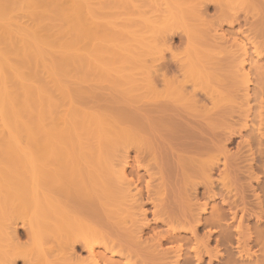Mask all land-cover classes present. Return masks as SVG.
I'll return each mask as SVG.
<instances>
[{
  "label": "bare ground",
  "instance_id": "bare-ground-1",
  "mask_svg": "<svg viewBox=\"0 0 264 264\" xmlns=\"http://www.w3.org/2000/svg\"><path fill=\"white\" fill-rule=\"evenodd\" d=\"M180 1L182 4L195 1L197 7L192 3L194 8L190 9L188 5L187 14L191 17H187L193 21L203 20L205 0ZM165 2L166 0H0V264H15L17 259L23 260V264H264V177L259 178L260 181L257 178L256 187L250 185L249 190L244 187L251 190V193L246 190L251 195L245 194L244 190L240 192L243 185L235 183L238 182L237 173L240 171L236 166H240L237 165L236 158V161L233 160L236 156L232 155L233 158L230 159L231 155H227L226 150L225 142H230L231 138L228 132L221 138L224 140L225 137L228 141H218L220 144L225 143L219 148L220 153H217H222L219 155L222 158L214 153L210 156L208 147H212L213 144L210 143L213 142L205 146L210 153H207L209 157L203 163L206 176L211 178L216 174L218 181L221 180L219 187H227L221 188L219 193L213 191L214 194H211V189L214 190L211 182V187L203 188L201 198L207 197L212 200L211 203L205 198L206 202L201 204L195 193L196 189H193L194 193L188 189L186 192L184 186L186 194L181 193L183 186L171 181L167 177L169 174L165 172L168 165H164L163 159L168 154H164L171 147L177 154L175 144L179 140L177 138L173 142L174 128L171 124H165L169 129H163L161 135L168 131L172 138L167 137L169 134L166 132L162 135V139H166L160 140L159 133L155 135L153 132L154 127L159 124L157 121L161 117L165 120L167 116H161L164 114V104L167 102L165 105L169 106L168 103H173L172 101L176 104L187 103L188 106L200 104L201 98L198 99L194 91L204 83V89L201 90L209 97L210 102H218L219 97L218 91L211 90L207 84L210 81L208 75L215 69L209 66H212L216 54H212L213 60L211 56L208 57L209 51L203 50L204 48L203 56L201 48H197L198 51L187 49L179 60L176 68L182 74L181 81H168V71L160 68V74L155 69L153 59L160 52L157 47L164 48L167 44L163 35L160 36L155 30H161V27L167 29L170 25L172 27L174 22L172 13L168 12V1L166 4ZM206 34V37H210ZM191 35L187 36L188 40L196 37ZM201 35L202 40H208L202 38L204 34ZM239 36L231 42L230 52H227L231 53L230 60L234 64L231 73L236 79L232 80L245 86L242 90L237 89L235 96L243 98L244 102L250 91L248 85L251 75L249 76L248 69L251 65L248 62L250 58L252 61L256 59L262 67L264 41L256 42L261 38L258 35V39L252 37L253 41L246 35ZM143 55L151 58L154 56L152 60L149 59V63L140 57ZM207 57L211 64L206 66L210 71H206L210 73L204 71L203 66L209 61ZM200 58H205L204 64ZM214 66L217 64H213ZM108 77L112 88L126 92L127 96L137 93L133 96L145 100L143 102L150 105L148 108L158 110L164 106L160 113L156 110V115L150 109L154 112L153 117L160 115L158 120L157 117L156 120L153 118L155 122L151 118L152 113L148 114V119L151 118L149 120L154 122V126L150 125L153 122L148 123L147 119H142L147 117V112L142 113L143 115L136 114L141 115L139 117L145 122L144 126L148 125L147 129L149 125L151 129L153 127V131L148 129L153 138L146 131V126L144 130L145 133L148 132L144 134L145 137L148 134L151 137L147 140V143L151 141V144L148 143L150 146L146 145L148 149L140 147L144 139L143 131L140 132L143 139H139V142L134 133L135 125L134 129L131 125L138 117L129 115L131 119L127 116V121V118L121 117L123 114L119 116L101 109L104 97H95L87 89L86 86L91 81H102L105 78L109 80ZM157 84L162 85V92L157 91ZM187 84L192 86L193 93L192 90L187 91ZM258 90L255 87L257 93L253 96L262 97ZM252 91L254 92V88ZM255 97V100H261ZM261 104L264 105L260 102L259 105ZM254 109L256 111L257 108ZM263 114L260 110L259 127H251V135L249 134V138L253 137L254 141L256 139L258 147H264ZM167 118L168 116L166 120ZM141 119L134 122L139 120L137 124H142ZM169 121L171 123L170 119ZM163 126L162 123V127L156 129L161 130ZM178 132L182 133L176 131ZM20 137H23L25 144H22ZM156 140L163 141L164 144L167 140L168 145L171 142L175 147L170 144L171 147L168 146L163 154ZM137 144L139 152L142 153L145 148V155L148 156L149 150L153 156L151 164L147 163V166H142L144 168H141L140 161L134 160L135 164L132 163L134 158L130 157L128 148L134 145L135 149ZM193 144L195 147L204 146V142ZM163 148H167L166 144ZM132 149L131 152L134 151ZM185 149L187 152V147ZM208 150L201 152L206 154ZM178 152H181L180 149ZM196 152L200 153L199 150ZM250 158L249 161L246 160L247 164H254V157ZM247 166L248 169L246 165L243 168L251 172L255 169V164ZM207 177L204 178L205 181L209 179ZM225 190L228 195L224 193ZM192 201L194 203L191 204ZM146 206L149 208H145ZM22 230L31 248L20 246L19 236ZM212 243L216 245L214 248H211ZM78 247L85 254L84 257L77 254Z\"/></svg>",
  "mask_w": 264,
  "mask_h": 264
},
{
  "label": "rangeland",
  "instance_id": "rangeland-1",
  "mask_svg": "<svg viewBox=\"0 0 264 264\" xmlns=\"http://www.w3.org/2000/svg\"><path fill=\"white\" fill-rule=\"evenodd\" d=\"M168 1V2H167ZM254 1V2H253ZM255 1H257V2H255ZM166 2H167V5H168V8H167V6H165L167 9H168V12L171 14V16H172V18H173V20H174V22L172 23V27H170L169 26V28H167V29H162V27H161V30H160V28H156V30L155 31H157V33L160 35V36H162L163 35V37L165 38V41H166V45H164L165 47L163 48H160V47H157V48H159L160 49V52L162 51V53H158V55L157 56H154V59H153V56H152V58L151 57H149L148 55H146V56H148V57H144V55L143 56H140V57H142V58H144L143 60L145 61V59L146 60H148V62H149V59H153V60H155V62H154V64L156 65V70L158 71V72H160L161 70H160V68H162L163 70L162 71H168L169 73H168V76H167V79H168V81H172L173 80V82H177V80L178 81H181L182 80V74H181V72L179 73V71L180 70H178L177 68H176V66H178V64L180 63L179 62V60L180 59H182L183 58V56L186 54V52H187V49L189 50L190 49V51H198L197 50V48L200 50V48H201V50L200 51H202V49L203 50H207V52L209 53H207V55H208V57H210L211 56V58H213V60H214V57H213V55L212 54H216V55H214L215 56V60H216V62H215V60H214V62H213V64H217V66H214L213 67V64H212V66L210 65L211 63H209L210 62V59L208 58L207 59V61L208 62H206V64L205 65H203V66H205L204 67V71H206V70H209L210 71V68H215V69H213L214 71H212V74H210V75H208V78H209V76H210V78L208 79V78H206V79H208V80H210L207 84L209 85V87H210V89L211 90H216V91H218L217 93H219V97L217 98L218 100V102H216V103H212V101L210 102V99H209V97L207 98L206 97V95L204 94V91H203V93H202V90L204 89V85H205V83L204 84H202V86H200V87H198L197 88V94H196V91H194V94L197 96V98L198 99H200V104L198 103V105H194V106H188V105H186L185 103H175L174 101H172L173 103H171V102H169L168 103V105L169 106H167V105H165L164 104V106H165V108H164V106H163V110H162V113H164V114H161V116L163 115V116H168V118H167V120H166V117H165V120H164V118H160V120H158L159 118L158 117H160V115H158V116H156L157 117V120L158 121H161V122H158L157 121V123H159V124H157V123H155V125L157 124L158 126H155L154 128H155V131H153L152 129H153V127H152V129L150 128V125H153L154 126V122L153 121H155L156 120V117H153L154 115H156V114H158L157 113V111H159V113H160V109H162V106H161V108L159 107L158 108V110L155 108V110L153 109L154 107H152V109H153V111L154 112H156L154 115H153V113H152V111H150V109L151 108H148V106H150L149 104L147 105V104H145V102H143V101H145V100H140L138 97V99L136 98V97H134L133 95H137V93H134V94H130V96L128 95H126V92L124 93V92H119L118 90H116L115 89V87L114 88H112L113 86L111 85V79H110V77H108L109 78V80L107 79V78H105V79H103L102 81L100 80H98V81H96V80H93V81H91V83L89 84V85H87L86 87H87V89H89L90 91L89 92H91V93H94V95H95V97H100V96H103L104 97V101H102V102H104L103 103V105L101 104V109H103V110H106V111H108V112H111V113H113V114H118L119 116H120V114L122 115L121 117H123V118H127V116H129V115H132V117H138L139 119H141V117H139V116H141V115H143L142 113H144V112H147V115H145V116H147V117H143L142 119H147L148 120V123H149V121H151V120H149V119H151L152 118V120L153 121H151V122H153V123H151L150 125H149V128L153 131V132H155V135H157V133H159V136L161 137V138H159L160 140H163L162 139V135L163 134H165L166 132H168V131H166L165 132V130L166 129H169V128H166V126H167V124H171L170 126H173V130H174V133H173V131L170 129V131H171V133H173L174 134V136H173V138H174V140H173V142H175V139H176V141H177V138H178V140L179 141H177L176 142V144H175V146H177V154L175 153V151H173V150H175V149H173L171 146H170V144L172 145V146H174L171 142L169 143V141H171V140H169L168 141V143H169V145L167 144V140H166V146H167V148H163L164 147V143H163V141H161V142H159V141H157L156 140V143H158V148H160V150L162 151V153L164 154V152H166V150L165 149H168L169 147L168 146H170L171 148H172V151L170 152V149L171 148H169L167 151H168V153H165L164 155L166 156V154H168L167 155V158H165V159H163L164 160V165H168L165 169V172H167L169 175H171L170 177H169V175L166 173V175H168L167 177L170 179L171 178V181H173L175 184L176 183H178V185H182L183 187H182V189H181V187H180V189L183 191L185 188H186V192H187V189H188V191L189 192H191L192 193V191H193V193L195 192L193 189H196V192L195 193H197L198 194V199H199V201H200V203L202 204V202L204 201V202H212V200H210V199H207V197H202L201 198V196H202V194H203V188H205L206 186L208 187H213L214 188V190L213 189H211L212 190V193L211 194H214V193H219L220 192V190H221V188L223 189V188H226L227 189V187H219V183L221 182V180H220V182L218 181V177H217V175L215 174V175H213V177L211 176V178H209V177H207L206 176V173L204 172L206 169H203V168H205L204 166H203V163H204V161L205 160H207V158L209 157V155H207V153H209V150H210V152H211V154H210V156H212L213 155V153H214V155L216 156V155H221V154H217L218 152L220 153V147H221V145H223V144H225V143H227L226 145V150L228 151L227 152V155L228 154H230L231 156L232 155H234V156H236V157H234L233 158V156L231 157L230 155V159L231 158H233V160L234 161H236L235 160V158L237 159V165H239L240 167L238 168V166H236L237 167V169H240V171H238V177H237V179L238 180H236V181H238V182H235L236 183V185H240V186H242L243 187V189L240 191V192H242L243 190V192H245V194H247V195H251L250 193V191H248L249 189H251V188H249V186L250 185H254V187H256L255 186V184H256V181H257V178L259 179H261L262 177H264V174H262V173H264V161H263V159H264V156H263V154H264V152H263V150H264V147H262V146H260V147H258L257 146V141H256V139H255V141H254V139H252L253 137H250L249 138V134L251 135V133H250V128L251 127H255V128H257V127H259V120H260V116H258V114L260 113V110H261V112H262V114L264 113V105L263 104H261V105H263V106H261V105H259V103L260 102H262V103H264L263 101H264V85H263V83H264V67H263V63H262V67H261V63H258V62H256L257 60L255 59V61H252V58H250L251 60V62H253V64H251V62L249 61L248 63H250V65H251V67H249V72H250V74H249V78H250V83H249V85H248V87H250V88H248V93L251 95H247L246 96V98H245V100H244V102L245 101H248V102H250V104L247 102V104L246 103H244L242 100H243V98L241 99V98H239V97H237V96H235L237 93H238V90H242L243 88H245V86L243 85V84H240L239 82L238 83H236V81L235 80H232V79H236L235 78V75L234 74H232L233 72V70H232V67H233V60H230V58H231V53H229L230 51V46L232 45V41L234 40V39H237V37L239 36V37H242V36H244L245 37V35H246V37H248V38H257L258 39V37H257V35L259 36V37H261V38H259L258 40H255L256 42H258L259 40H262V41H264V2H263V0H217V1H215V0H210V1H208V0H205V2L203 3V5L206 7H204L203 8V16H202V18H203V20L202 21H196V20H198V19H195L194 21H193V19L192 18H189V17H191L190 16V14L188 15L187 13H189V9H187L188 8V5H189V8L191 9V8H194V6H196L197 5V3L194 1V3L191 1V2H188V4H182V2L180 1V0H166ZM166 2H165V4H166ZM252 2V3H251ZM178 3H181V4H178ZM186 3V2H185ZM192 3L194 4V6L192 5ZM251 3V4H250ZM250 4V5H249ZM254 4V5H253ZM173 5V6H172ZM180 5V6H179ZM256 5V6H255ZM179 6V7H178ZM193 6V7H192ZM197 7V6H196ZM199 7V6H198ZM183 8V9H182ZM178 11V12H176V11ZM205 10V11H204ZM174 11V12H173ZM180 12H182V13H180ZM176 13H178V14H176ZM180 13V14H179ZM176 15H178V16H176ZM185 15H186V17H185ZM176 16V17H175ZM187 16H189V17H187ZM178 17V18H177ZM185 17V18H184ZM189 18V19H188ZM201 18V19H202ZM206 20H205V19ZM172 20V21H173ZM198 22V23H196V22ZM205 21V22H204ZM253 21H255V22H253ZM176 22V23H175ZM194 23V24H193ZM205 25H204V24ZM207 23V24H206ZM192 24V25H191ZM251 24H253V26L251 25ZM174 25V26H173ZM251 25V26H250ZM193 26H195V27H193ZM254 26H255V28H254ZM258 26V27H257ZM192 27V28H191ZM202 30H201V29ZM258 28V29H257ZM172 29V30H171ZM199 29V30H198ZM250 29V30H249ZM253 29H254V31H253ZM257 29V30H256ZM171 30V31H170ZM184 31V32H183ZM210 31H211V33H210ZM249 31V32H248ZM257 31V32H256ZM161 32H162V34H161ZM186 32V33H185ZM215 32H217V35L215 34ZM237 32H239V33H237ZM252 32V33H251ZM255 32V34L253 35V33ZM157 33H156V35H157ZM189 33H191V34H193V35H191V36H196L194 39L191 37V39L193 40H191V42H190V40H188V38H187V36L189 37L190 35H188ZM207 33V34H206ZM250 33H251V35H250ZM202 34V35H201ZM203 34H204V37H202L203 39L204 38H207L208 40H202L201 39V37H200V35L201 36H203ZM205 34L206 35H210V37H206L205 36ZM219 34V35H218ZM236 34V35H235ZM244 34V35H243ZM158 35V36H159ZM199 37H198V36ZM214 35V36H213ZM221 35V36H220ZM248 35H250V37L248 36ZM215 36L217 37V39H215ZM224 36V37H223ZM234 36H236V38L234 37ZM214 37V38H213ZM219 37V38H218ZM221 37V38H220ZM198 38H200V39H198ZM210 38V39H209ZM223 38V39H222ZM232 40H231V39ZM251 39L250 41H253L254 39ZM255 38V39H256ZM187 41H189V42H187ZM195 41V42H194ZM213 41V42H212ZM262 41H259V42H262ZM193 42V43H192ZM211 42V43H210ZM189 43V44H188ZM224 43V44H223ZM228 43V44H227ZM222 46H221V45ZM231 44V45H230ZM189 47V48H188ZM194 47V48H193ZM228 47V48H227ZM146 48V47H145ZM144 48V49H145ZM193 49V50H192ZM196 49V50H195ZM147 50V49H146ZM205 50V51H206ZM232 50V49H231ZM199 51V52H200ZM212 51V52H211ZM227 51H229V52H227ZM201 53V52H200ZM205 53V52H204ZM228 53V54H227ZM206 54V53H205ZM150 55H152V54H150ZM161 55V56H160ZM202 56H203V51H202ZM206 56V55H205ZM159 57V58H158ZM263 57H264V55H263ZM203 58V57H202ZM201 59V58H200ZM254 59V58H253ZM140 60H142L141 58H140ZM143 60H142V62H143ZM202 60V59H201ZM213 60H211V62L213 61ZM203 61V63L202 64H204V61H206L205 60V58H204V60H202ZM231 61V62H230ZM256 62V63H255ZM150 63V62H149ZM159 64H160V66H159ZM254 64L256 65V66H254ZM209 66V67H206V66ZM217 67V68H216ZM231 67V68H230ZM253 67H255V69L257 70V72H256V70L253 68ZM176 68V69H175ZM205 68H209V69H205ZM253 68V69H252ZM259 68V69H258ZM251 69H252V71H251ZM263 69V70H262ZM177 70V71H176ZM229 70H231L230 72H229ZM248 70H247V72H248ZM262 70V71H261ZM209 71H206V72H209ZM255 71V72H254ZM178 72V73H177ZM232 72V73H231ZM210 73V72H209ZM208 73V74H209ZM231 73V74H230ZM263 73V74H262ZM156 74H158V73H155V75ZM160 74H161V72H160ZM180 74V75H179ZM154 75V74H153ZM233 75V76H232ZM261 77H260V76ZM258 76H259V78H258ZM111 78H112V76H111ZM174 78V79H173ZM158 79V78H157ZM166 79V80H167ZM176 79V80H175ZM259 79V80H258ZM175 80V81H174ZM212 80V81H211ZM252 80H257V82H253ZM253 83H252V82ZM100 82V83H99ZM103 82V83H102ZM235 82V83H234ZM96 83V84H95ZM161 83V82H160ZM160 83H158V84H160ZM257 83V84H256ZM261 85H260V84ZM93 84V85H92ZM99 84V85H98ZM158 84H157V86H158ZM238 84V86H236V85ZM239 84H240V86H239ZM256 84V85H255ZM260 86H259V85ZM190 84H187V91H191L192 89H191V87L189 86ZM243 85V87L241 88V86ZM90 86H92V87H90ZM97 86H99V87H97ZM106 86V87H105ZM162 86V85H161ZM161 86H158V89H157V91H161L162 92V90H163V87H161ZM164 86V85H163ZM90 87V88H89ZM100 87H102V88H100ZM108 87V88H107ZM227 87V88H226ZM237 87V88H236ZM240 89H239V88ZM255 87H256V89L258 90V92L261 94V96L262 97H259V95H256V96H258L261 100H259V99H256L257 100V102H256V100L254 99V97L255 96H253V95H255L257 92L255 91ZM259 87V88H258ZM91 88H92V90L93 91H91ZM110 88V89H109ZM157 88V87H156ZM253 88H254V92L252 91L253 90ZM112 89V90H111ZM166 89V88H165ZM201 91H200V90ZM235 89V90H234ZM238 89V90H237ZM263 89V90H262ZM228 90V91H227ZM237 90V91H236ZM252 91V92H251ZM261 91V92H260ZM128 92V91H127ZM163 92H165V91H163ZM229 92V93H228ZM232 92V93H231ZM235 92V93H234ZM251 92V93H250ZM256 92V93H255ZM190 93V92H189ZM192 93H193V90H192ZM255 93V94H254ZM221 94V95H220ZM229 94V95H228ZM234 95V97H233V95ZM93 95V96H94ZM164 95V94H163ZM132 96V97H131ZM203 96V97H202ZM221 96H223V97H221ZM225 96H227V98H224ZM239 96V95H238ZM131 97V98H130ZM133 97H134V99H133ZM165 97V96H164ZM215 97H217V94H216V96ZM258 97H255V98H258ZM166 99H167V97H165ZM196 98V97H195ZM220 98V99H219ZM224 98V99H223ZM251 98V99H250ZM100 99V98H99ZM198 99H196V100H198ZM203 99V100H202ZM225 99H226V101H225ZM238 99V100H237ZM240 99V100H239ZM101 100H103L102 98H101ZM234 100V101H233ZM209 101V102H208ZM222 101V102H221ZM260 101V102H259ZM226 102V103H225ZM236 102V103H235ZM171 103V104H170ZM237 103H239V104H237ZM242 103V104H241ZM243 103H244V105H243ZM100 104V103H99ZM181 104V105H180ZM216 104V105H215ZM256 104V105H255ZM215 105V106H214ZM220 105H222V106H220ZM239 105H242V106H239ZM245 105H247V106H245ZM218 106V107H217ZM231 106V107H230ZM244 106H245V108H244ZM236 109H234V108ZM246 107H247V109H248V112H247V109H246ZM250 107H251V109H250ZM257 108L256 109V111H255V109L254 108ZM258 107H262L261 109L259 108L258 109ZM232 108V109H231ZM244 108V109H243ZM151 109V110H152ZM219 109V110H218ZM250 109V110H249ZM157 110V111H156ZM148 111H150V112H148ZM218 111V112H217ZM245 111L248 113V115H246L247 113H245ZM241 112V113H240ZM250 112V113H249ZM259 112V113H258ZM151 113H152V115H151ZM243 113V114H242ZM245 113V114H244ZM124 114H125V116H124ZM136 114H141V115H139V116H136ZM148 114H150L152 117L151 118H149L148 119V116L150 117V115H148ZM135 115V116H134ZM252 115V116H251ZM248 117V119L247 118H244V117ZM263 117H264V114L262 115ZM130 117V116H129ZM243 117V118H242ZM255 117H257L258 119H256ZM263 117H261V118H263ZM134 118H132V119H134ZM137 118V119H138ZM153 118H155V120L153 119ZM172 118V119H171ZM253 118V119H252ZM130 119H131V117H130ZM136 118H135V120H133L132 121V123H131V125H133L132 127H133V129H134V125H135V129L136 130H134V133L138 136V141H139V139L140 140H142L143 138L144 139H146V141L143 139L142 141H141V145L142 146H140V147H145V148H147L148 149V147L146 146V145H149V144H151L150 142L151 141H149L148 143H147V140H150V139H148V137L149 138H151L153 135H151V133H150V130H148L147 129V127H148V125H145L146 126V129H145V126H144V124H145V122H143V120L141 121V123L142 124H137L138 122H139V120H138V122L137 123H135L134 121H136L137 120ZM169 119L171 120V123H170V121H169ZM244 119H246V120H244ZM256 119V120H255ZM126 120V119H125ZM163 120V121H162ZM172 120L174 121L173 123H172ZM127 121H128V118H127ZM165 121V122H164ZM168 121H169V123H168ZM246 121V122H245ZM249 121H250V123H249ZM156 122V121H155ZM247 122H248V124H247ZM129 123H130V121L128 122V125H129ZM134 123V124H133ZM162 123H163V128L161 129V130H158V128L156 129V127H159V125H160V127L159 128H161L162 127ZM165 124H166V126H165ZM173 124V125H172ZM240 124H242L241 126H240ZM253 124V125H252ZM130 125V126H131ZM226 125V126H225ZM244 125L247 127H245L244 128ZM221 126H223V127H221ZM226 129H225V128ZM230 127V128H229ZM131 128V127H130ZM228 128V129H227ZM163 129H165L164 130V132L165 133H163L162 135H161V132H163ZM178 129V130H177ZM240 129V130H239ZM242 129V130H241ZM249 129V130H248ZM141 130L143 131L142 133H140L141 132ZM144 130H146V131H149V134L151 135V137L149 136V134H148V137H145V135L144 134H146V133H148V132H146L145 133V131ZM157 130H158V132H157ZM182 131V133H176V131ZM226 130V131H225ZM238 130V131H237ZM221 131H223V133L221 132ZM240 131H242L241 132V134L242 135H240ZM248 131V132H247ZM227 132H228V136H229V138H230V142L228 141V140H226L227 138H223L224 140H222L221 138L223 137V136H226V134H227ZM176 133V134H175ZM184 133V134H183ZM226 133V134H225ZM246 133V134H245ZM140 134H142V135H144V137L141 139V135ZM167 134H169V132L167 133ZM178 134V135H177ZM230 134V135H229ZM154 135V136H155ZM184 135V136H183ZM186 135V136H185ZM248 135V136H247ZM158 136V137H159ZM164 136H166V135H164ZM169 136H171L170 138H172V135H167V137H169ZM211 136V137H210ZM241 136H243V138L241 139L240 137ZM254 136V135H253ZM209 137V138H208ZM22 140H23V137H20ZM153 138V137H152ZM181 138V139H180ZM220 138V139H219ZM166 139V138H165ZM211 139V140H210ZM205 140V141H204ZM210 140V141H209ZM219 140H221L220 142H224L225 140L226 141H228V142H225V143H221L220 144V142H218ZM243 140V141H242ZM24 141V140H23ZM23 141H21L22 142V144L24 143L25 144V141L23 142ZM215 141V142H214ZM240 141V142H239ZM245 141V142H244ZM251 141V142H250ZM140 142V141H139ZM139 142H138V144H139ZM143 142V143H142ZM202 143V142H204V146L202 147V145H199V143ZM210 142H213V143H210ZM242 142V143H241ZM253 142V143H252ZM145 143V144H144ZM162 144V146L163 147H161V144ZM178 143L180 144L181 143V145H179L178 146ZM193 143H197L200 147H202V148H200V149H203V150H200V149H198L199 151H200V153L202 154V155H200V153H197L196 151H198V150H194V148L195 149H197V148H199V146L197 147V145H196V147L194 146L195 144H193ZM209 143H210V145L211 144H213L212 145V147H210V148H212V149H210L209 147H208V149L205 147V146H209ZM215 143H216V145H215ZM138 144L136 145L137 146V148L135 147V149H134V145H132V146H130L128 149H130L129 150V152H130V157H132V163H134L135 164V161L137 160L138 162L140 161V165H141V168H144L145 166H147V163H150L151 164V160H153L152 158H153V156L152 155H150L151 154V152H149V150H147V152L149 153L148 154V156L147 155H145V154H147L146 152H145V148L144 149H142L143 150V152L141 153V152H139L140 150H138ZM183 144V145H182ZM246 144V145H245ZM248 144H249V146H248ZM254 144V145H253ZM220 145V146H219ZM257 147H256V146ZM150 146V145H149ZM152 146V145H151ZM174 146V147H175ZM181 146H183L184 148V150H182V147ZM134 149V151H132L131 152V149L132 148ZM179 147H181V148H179ZM185 147H187V149L188 150H192V152H190V151H188L187 150V152H186V149H185ZM204 147H205V149L206 150H208L207 152H205L206 154H204V153H202V152H204ZM213 147H215V148H213ZM261 147H262V149H261ZM180 149V151L181 152H178L179 151V149ZM250 150H249V149ZM257 148H258V150H257ZM132 149V150H133ZM137 149V150H136ZM214 149V150H213ZM215 149H217V152H215ZM157 150H159V149H157ZM213 150V151H212ZM219 150V151H218ZM202 151V152H201ZM260 151V152H259ZM140 153V154H138V153ZM145 152V153H144ZM173 152H174V154H176V155H174L173 154ZM198 154V156H197V154ZM263 154H262V153ZM169 153H172V154H169ZM183 153V154H182ZM195 153V154H194ZM251 153V154H250ZM204 154V155H203ZM250 154V155H249ZM252 154H254L253 156H252ZM259 154V155H258ZM172 155V156H171ZM181 157H180V156ZM205 155H207V156H205ZM248 155H249V158L252 156V157H254L253 158V160L252 161H254V164H255V169L253 170V172H251L250 170H246V169H248V167L249 166H247L248 164L249 165H252V166H254V164H253V162L250 160V162H252V164L251 163H248L247 164V161H249L248 159ZM164 156V157H165ZM204 156V157H203ZM262 156V157H261ZM152 157V158H151ZM163 157V158H164ZM200 157V159H197V158H199ZM220 158H222V156H219ZM240 157V158H239ZM251 157V158H252ZM239 158V159H238ZM250 158V159H251ZM263 158V159H262ZM241 159V160H240ZM245 159V160H244ZM260 159V160H259ZM135 160V161H134ZM166 160V161H165ZM247 160V161H246ZM258 160H259V162H258ZM150 161V162H149ZM263 161V162H262ZM236 163V162H235ZM235 163H233L234 165H235ZM243 163V164H242ZM257 163H259V164H257ZM246 165V169L245 168H243V167H245V165ZM179 165V166H178ZM244 165V166H243ZM142 166H144V167H142ZM262 166V167H261ZM258 167V168H257ZM254 168V167H253ZM262 170H261V169ZM170 169V170H169ZM179 169V170H178ZM181 169H182V173H181ZM261 170V172H260V170ZM142 170V169H141ZM168 170V171H167ZM172 170V171H171ZM174 170H176V171H174ZM259 170V171H258ZM170 171V172H169ZM174 171V172H173ZM181 173H179V172ZM249 171V173H247V172ZM255 172V173H254ZM171 173V174H170ZM172 173H174L173 175H172ZM205 173V174H204ZM241 173V174H240ZM251 173H253L252 174V176L250 175ZM236 174V175H237ZM249 174V175H248ZM203 175H204V177H203ZM158 176V175H157ZM207 177V179L209 180V182H208V180H204V178L206 179V177ZM218 178V179H217ZM241 178V179H240ZM174 179H176L177 180V182H175V180ZM216 179V180H215ZM260 179L258 180V181H260ZM146 181H147V179H145ZM146 181H144V182H146ZM167 181H169V180H167ZM171 181H169V182H171ZM240 181V182H239ZM253 181V182H252ZM173 182H171V184L173 183ZM212 183L211 184V186H210V184L209 183ZM206 183V184H205ZM245 183H247V184H245ZM175 184H173V185H175ZM218 184V185H217ZM221 184V183H220ZM177 185V186H178ZM187 185V186H186ZM236 185H234V186H236ZM184 186H185V188H184ZM215 186H218V187H215ZM222 186V185H221ZM179 187V186H178ZM177 187V188H178ZM244 187H247V189H245ZM174 188V187H173ZM220 188V189H219ZM236 188H237V190L239 189L237 186H236ZM174 189H176V187L174 188ZM179 189V188H178ZM219 189V190H218ZM230 188L228 187V190H229ZM216 190V191H215ZM248 192H250V193H246L247 191ZM185 191V190H184ZM181 192L180 190H179V192H181V193H185V192ZM213 191H214V193H213ZM226 192H224V191H222V194H224V193H226L227 195H228V193H227V190H225ZM188 192V193H189ZM224 192V193H223ZM237 193H238V191H236ZM186 194V193H185ZM201 194V195H200ZM225 194V195H226ZM201 198V199H200ZM205 198H206V201H205ZM203 199V200H202ZM252 199V198H251ZM253 200V199H252ZM208 202V203H209ZM210 202V203H211ZM191 204L192 203H194V201H192V202H190ZM145 208H149V206H146ZM240 208H241V206H240ZM151 216H149V218H150ZM19 239H20V246H22V247H25V248H31V244L29 243V241L27 240V237H26V235H25V232L22 230V231H20V236H19ZM166 246H168V245H166ZM166 246H164V247H166ZM213 246V247H212ZM214 246H216L215 244L213 245V243H212V245H211V248H214ZM223 247V246H222ZM218 248H220L222 251H223V249L221 248V246H219ZM217 248V249H218ZM228 248V247H227ZM220 249H219V252H220ZM253 250H255V249H253ZM216 251H218V250H216ZM76 252H77V254H80L82 257H84L85 256V254L80 250V247H78L77 248V250H76ZM223 253V252H222ZM24 262H23V260H21V259H17L16 260V263L15 264H23Z\"/></svg>",
  "mask_w": 264,
  "mask_h": 264
}]
</instances>
